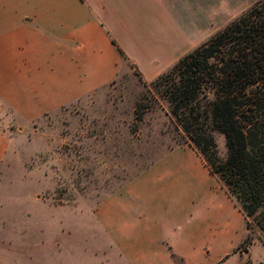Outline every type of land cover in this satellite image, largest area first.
I'll return each instance as SVG.
<instances>
[{
    "label": "crops",
    "instance_id": "obj_1",
    "mask_svg": "<svg viewBox=\"0 0 264 264\" xmlns=\"http://www.w3.org/2000/svg\"><path fill=\"white\" fill-rule=\"evenodd\" d=\"M248 7L233 10L230 0L218 8L215 0H0V128L8 116L31 121L85 98L127 62L149 83ZM6 143L0 131V159ZM95 218L108 247L129 264H223L245 232L235 200L189 142L105 197Z\"/></svg>",
    "mask_w": 264,
    "mask_h": 264
},
{
    "label": "rangeland",
    "instance_id": "obj_2",
    "mask_svg": "<svg viewBox=\"0 0 264 264\" xmlns=\"http://www.w3.org/2000/svg\"><path fill=\"white\" fill-rule=\"evenodd\" d=\"M252 1L230 4L235 10ZM221 2L215 0L216 8ZM125 66L81 100L31 121L8 116L0 128L7 138L0 159V264H129L108 247L96 207L161 153L189 140L151 85ZM213 136L224 158L225 139ZM248 230L252 243H239L223 264H264L259 233Z\"/></svg>",
    "mask_w": 264,
    "mask_h": 264
},
{
    "label": "trees",
    "instance_id": "obj_3",
    "mask_svg": "<svg viewBox=\"0 0 264 264\" xmlns=\"http://www.w3.org/2000/svg\"><path fill=\"white\" fill-rule=\"evenodd\" d=\"M148 84L242 212L241 244L252 243L250 226L264 244V0H256ZM213 132L225 139L224 158Z\"/></svg>",
    "mask_w": 264,
    "mask_h": 264
}]
</instances>
